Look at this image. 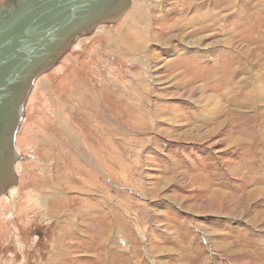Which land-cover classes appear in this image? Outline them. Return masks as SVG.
I'll return each mask as SVG.
<instances>
[{
  "label": "rangeland",
  "instance_id": "rangeland-1",
  "mask_svg": "<svg viewBox=\"0 0 264 264\" xmlns=\"http://www.w3.org/2000/svg\"><path fill=\"white\" fill-rule=\"evenodd\" d=\"M16 147L0 264H264V0H132L39 80Z\"/></svg>",
  "mask_w": 264,
  "mask_h": 264
},
{
  "label": "water",
  "instance_id": "water-1",
  "mask_svg": "<svg viewBox=\"0 0 264 264\" xmlns=\"http://www.w3.org/2000/svg\"><path fill=\"white\" fill-rule=\"evenodd\" d=\"M0 3V194L16 180L15 136L36 77L80 36L123 15L131 0H6ZM10 175V176H9Z\"/></svg>",
  "mask_w": 264,
  "mask_h": 264
},
{
  "label": "bare ground",
  "instance_id": "bare-ground-1",
  "mask_svg": "<svg viewBox=\"0 0 264 264\" xmlns=\"http://www.w3.org/2000/svg\"><path fill=\"white\" fill-rule=\"evenodd\" d=\"M4 3V2H3ZM1 6H6L5 4H3ZM131 7H132V0H131ZM130 7V8H131ZM129 8V10H130ZM128 10V11H129ZM128 11H126L123 15H121L120 17H117V18H114V19H111V20H108V21H104L98 25H96L95 27H93L92 29H90L88 32H86L84 35L78 37L54 62V64L52 65V67L48 70V71H44L43 73H41L38 77H36V79L34 80L33 84H32V87L31 89L29 90V93L28 95L26 96L25 98V105H24V114H23V117L21 118V121H20V124H19V127H18V132L15 136V154L19 160V153H18V150H17V147H16V138H17V135L23 125V122H24V119H25V115H26V106H27V103H28V100L29 98H31V95H32V92L36 86V84L40 82L44 79V77L49 73L51 72L52 70H54L55 68H59L62 66L63 62L65 61V58L68 56V54L71 52V50L73 49V47H75V45H77V43H79L81 40L84 39V37H87V36H90L91 34H93L96 29H98V27L100 26H105V25H109V24H114V23H117L118 21L122 20L124 15H127ZM131 15V14H130ZM129 15V16H130ZM139 14H137L135 16V18L133 16H130V17H127L125 22H127V24L129 23H133L134 21H136L137 19H139ZM138 17V18H137ZM130 28V27H129ZM139 31V30H138ZM140 33V32H139ZM132 34L133 32H131L130 34L127 32H125V37L126 38H123V41L121 42H114V40L111 42L112 45H108V46H117L116 48L118 47H123V48H126L128 47V38H132ZM138 36V35H137ZM120 37V36H119ZM121 39V38H120ZM141 39V38H140ZM131 40V39H130ZM137 43L139 44H142L140 41H137ZM113 49V48H112ZM131 49V48H130ZM116 51V49H115ZM126 51V50H125ZM128 52V51H126ZM126 56V55H124ZM227 59V57H226ZM62 63V64H61ZM231 63V62H230ZM233 63V62H232ZM231 63V64H232ZM233 66V65H232ZM237 67V66H236ZM231 68V67H230ZM226 70V68H225ZM235 73V72H234ZM134 95V94H133ZM121 104H123V106L125 107V110L126 112H128L127 108H128V100H119ZM120 106V104H119ZM115 113L118 114L119 112L117 111V108L115 107ZM110 115V114H109ZM111 116V115H110ZM18 160L16 161V164L14 165V174H15V177H16V180L13 182V184L8 187L3 193L0 194V202L7 199L8 197H10L11 195H13L17 189V186H18V183H17V180H18V176H17V173H16V165H17V162ZM10 176V175H9Z\"/></svg>",
  "mask_w": 264,
  "mask_h": 264
},
{
  "label": "crops",
  "instance_id": "crops-1",
  "mask_svg": "<svg viewBox=\"0 0 264 264\" xmlns=\"http://www.w3.org/2000/svg\"><path fill=\"white\" fill-rule=\"evenodd\" d=\"M19 187H20V184H19Z\"/></svg>",
  "mask_w": 264,
  "mask_h": 264
}]
</instances>
